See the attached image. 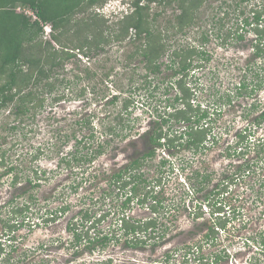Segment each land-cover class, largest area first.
I'll return each instance as SVG.
<instances>
[{
    "label": "rangeland",
    "instance_id": "374dc122",
    "mask_svg": "<svg viewBox=\"0 0 264 264\" xmlns=\"http://www.w3.org/2000/svg\"><path fill=\"white\" fill-rule=\"evenodd\" d=\"M238 1L209 0L200 9L195 26L187 34L176 33L175 28H170L169 35L172 41H167V51L162 58L163 63H169L172 51L179 45L190 44L199 47L201 33H208L209 41L204 51L209 59L199 61L200 68L190 74L187 83L196 91L197 98H194L196 103L205 107L210 105L213 110L219 107L217 105L225 95L233 96L235 86L240 83L242 76L251 77L259 68L264 69L261 68L264 64L263 57L257 62L254 73L244 70L247 64L253 62L252 53L256 36L251 30L254 26H247L245 31L239 29V33L245 34L244 41L233 40L227 47L221 44L223 39L218 37V34L225 35L227 29L235 30L238 24L241 25L240 21L243 20L242 16H239L241 10L249 12L246 15L249 22H252L253 14L250 11L264 6V0H251L247 7L245 4L244 8H236ZM127 3L129 0H109L99 15L117 20L131 12ZM160 10L154 7L152 12ZM162 10L158 25L164 29L169 26L176 10L174 7ZM225 13H228V18L224 21L223 31L220 32L216 22L224 17ZM262 25L264 26V20ZM44 31V40L51 41L52 33L48 35L45 28ZM128 40L121 43L112 42L106 47L105 52L91 53L89 59L85 58L84 61L74 59L69 62V65L64 67L66 70L57 75L59 83L53 94L45 96L44 108L31 110L29 115L17 119L18 121L15 117L9 116V111L0 112V154L6 151L7 163L16 167L18 170L16 174L21 178L20 183L14 185L15 173L0 177V240L6 239L9 235L2 219L15 217L11 209L13 205L9 206L10 201L17 198L24 202L28 199L27 179L34 178L33 171L38 170L37 175L42 180L37 182L39 188L31 190L38 207H41L39 211L41 213L37 217L29 214L25 224L15 233H10L14 249L8 245L6 252L0 256V264H4L3 260L5 264H92L94 261L102 263L109 259H112V264H166L164 259L169 252L175 255L167 264H264V250L256 242L257 239L252 240L258 232L264 230V154L256 161L257 165L252 167V172L242 177L240 174L237 175V172H241L240 166L244 160L239 159L238 152H235L237 148L241 150L237 144V135L247 128V121L241 120L247 111L244 110L245 104L251 107L253 102H259L255 111L257 113L264 111V72L261 70L259 73L263 87L258 91L260 92L258 98L244 100L246 103L239 105L243 99L233 96L232 107H224L218 115L210 110L212 133L218 137L215 145L209 141L204 153L179 152L178 156L171 158V162L165 168L166 174L162 177L158 174V160L148 161L143 167L142 172L147 179L163 180L161 188L164 199L166 198L164 204L170 212L162 222L170 226V234L166 239L174 234L175 237L163 243L164 245H161L163 247H159L158 250H152L151 246H147L143 251L131 250L124 241H120L111 243L104 252L96 254H91L84 247V242L81 245L75 242L74 232L69 231L70 224H76L79 237L85 236L93 221L99 219L105 212H110L107 218L98 223L95 230H91L90 235L93 236L94 231L105 232L118 220L119 207L123 205L126 196L122 192L120 197H117L119 191L110 185L111 180L106 176L107 170L109 172L117 170L127 162L128 155L143 149L144 138L139 135L147 131L149 120L154 119L151 112L154 113V109L157 108L156 110L163 114L165 110L164 88L168 82L156 89L154 85L164 79L165 73L171 72L162 70L164 74L161 78L147 85L145 83L147 72L142 57H137L133 61L127 57L133 51ZM52 43L58 48L56 43ZM195 60L197 63L198 59ZM82 90H85L86 94L78 98ZM58 95L65 98L59 103H54ZM113 95H119V101L108 104L107 101ZM130 98L137 101V109L133 110L134 115L131 118H137L139 121L134 124L130 122L135 127L132 132L139 131V134L132 135V139L137 138L135 145L132 144V139L126 136L128 131L120 133L117 130L118 134L111 140L109 149L101 157L96 158L95 166L90 171L83 172L78 169L75 171L77 174H71L72 171L66 164L61 165V159L75 153L77 147L82 148V154L85 155L88 151L83 149V144L78 146L77 142L84 141L85 137L91 134L100 139V142L103 141L105 135L104 138H100L104 133L103 124L116 117L122 109L123 101ZM89 121L92 125L88 127ZM249 121H253L252 117ZM17 122L21 123L16 130H12L14 125L17 127ZM171 126L179 130L173 121L169 127ZM252 131L255 135L252 134L249 144L254 145L255 139L264 140V125L253 127ZM246 143L245 141L244 146H241L244 152H248L245 158L256 159V151L253 147L249 149L250 146ZM58 162L60 164L57 167ZM197 168H201L199 169L201 172H214V182L219 179L223 181L229 176L222 184L226 190L220 191L222 194L219 197L212 196L213 200H223L222 203L225 205L223 207L226 210L224 219L227 217L228 220L227 228L220 231L215 241L204 238L207 233L205 229L212 218L209 209L200 205L201 201L196 200V195L193 197L189 194L190 188L186 184L188 175L191 176ZM4 171L5 168L0 162V175ZM173 204L177 209L174 210ZM130 205L131 218L144 220L151 216L147 206H140L137 200L132 201ZM62 208L67 209L58 214L54 222H44L43 215L45 218L47 212L60 211ZM85 213H88L89 221L85 219ZM196 213H201L202 218L196 219ZM18 220L22 221V218ZM206 221L207 225L202 226ZM200 245L202 250L198 248ZM224 251L228 257L219 263L215 262V254ZM201 257L203 261H200Z\"/></svg>",
    "mask_w": 264,
    "mask_h": 264
},
{
    "label": "trees",
    "instance_id": "16d2710c",
    "mask_svg": "<svg viewBox=\"0 0 264 264\" xmlns=\"http://www.w3.org/2000/svg\"><path fill=\"white\" fill-rule=\"evenodd\" d=\"M108 1L0 0V112L9 111V116L15 117V120L18 121L17 119L20 120L23 116L29 115L31 110L44 108L45 96L53 94L57 83H59L56 77L61 71L66 70L64 67L66 68L69 62L74 59L84 61L85 58L89 59L91 53L105 52L106 47L110 46L112 42L121 43L129 39V46L133 47V51L127 57L130 61L137 57H142V62L147 72L145 76L147 85L157 82L159 77L161 78L163 74L161 67L165 66L166 72L172 71V74H168V77H164V79L154 85L156 89L158 86L168 82L167 87L164 88L165 91L170 92L171 89L177 86L180 94L173 102H170V99L167 100L168 103L163 114L155 115L157 117V126L152 131L153 133L149 132L147 134L152 150L147 155L135 159L130 165L119 169L109 178L111 180L110 185H113L119 191L117 197H120L122 192L126 196L123 205L119 207L118 220L105 232L99 230L96 233L94 231L93 236L90 235L91 230H95L98 223L107 218L110 212H105L99 219L93 221L90 229L88 228L85 232V236L79 237L77 235L76 224H70L69 227V231L74 232L75 242L80 245L84 242V247L91 254L104 252L111 243L120 241H124L131 250L143 251L147 246H151L152 250H158L159 247H163L161 245L167 242L166 236L170 232V226L167 225L168 223L162 222V220L167 218V213L170 211L167 205L164 204L163 191L155 196L153 191L149 189L156 181H158L157 185L160 187L162 184L161 179L156 181L147 179L142 172L143 166L147 161L155 159V150L160 148L170 150L180 146L179 150L204 153L209 141H212L213 145L218 142V137L212 133V118L209 117L210 110H212L213 114H219L217 108L213 110L210 105L205 107L200 103L197 104L194 99L197 98L196 91L187 83L190 74L200 68L199 61L209 59L204 51V47L209 41L208 33H201L198 40L200 43L199 47L190 44L179 45L172 51L169 63L165 64L162 62V58L167 51V41H172L169 35L170 28H175L176 33L187 34L195 26L200 9L209 0H131V12L117 20L100 16L97 12V9L103 7ZM250 1L239 0L236 2V8H244L245 4L247 7ZM18 7L31 10L37 16V20L28 16L25 12L17 11ZM154 7L161 10L152 12ZM170 7H174L176 12L172 16L169 26L162 29L158 25V19L163 12L162 8L167 9ZM250 12L253 14L252 22H249V18L246 15L249 12L241 10L239 15L243 18L240 21L241 25L239 26L238 24L235 30L227 29V33L223 34V36L218 34V37L221 40L223 39L221 44L227 47L231 45L233 40L244 41L245 34L239 33V29H244L245 31L247 26H254L251 30L256 36L252 55L253 62L247 64L244 69L248 73L253 72L257 67L258 59L264 57V26L262 25L264 6L261 9L251 10ZM227 18L228 13H225V16L216 22L220 32L223 31V24ZM44 25L52 27L51 41L44 40ZM170 25L173 27H170ZM132 29L135 33L130 38ZM52 42L56 43L58 48ZM195 59H198L197 63ZM260 70L259 68L256 73L253 72L254 75L251 77L242 76L243 79L235 86V93L231 94L236 97L240 95L245 97L252 96V92H247L249 88L246 85L254 82V79H257L258 88H262L263 82L259 73ZM89 74L91 73L89 72ZM105 77L107 78L108 75ZM247 79H252V81L249 82ZM161 82L163 83L161 84ZM85 94L86 91L82 90L79 92L78 98L85 96ZM233 96L225 95V102L231 105L230 102L233 101ZM64 98L63 95H58L54 99V103H59ZM119 99V95H114L107 103L115 104ZM179 101H183L184 109H177L176 112L167 110L170 107L176 109ZM253 106H251V110L256 109L255 104ZM135 108L137 109V101L135 99L130 98L123 101L120 113L110 119L108 123L103 124L104 133L100 137L104 138L105 135L103 141L100 142V139L96 138L94 134L85 137L84 141L79 140L77 142L78 146L83 144V149L88 152L84 155L82 154V148L76 146L75 153L73 152L63 157L61 164H66V167L72 171L71 174L76 173L75 171L79 168L83 172L85 170L90 171L93 160L102 156L109 149L111 140L118 134L116 133L117 130L120 133L128 131L129 133L126 136L129 134L130 136L133 135L132 129H135V127L131 123L133 122L134 124L139 121L137 118H131L134 115L133 110H136ZM245 114V116H249L251 113ZM172 121L176 126L182 122H189L192 125L186 128L185 131L179 132L173 129L172 126L169 127ZM19 123L21 122H17V127L14 125L11 129L16 130ZM90 124L92 125L89 121L88 127ZM262 124H264V112L249 126L258 128ZM167 126L168 129H166ZM252 128L247 127L237 135V144L241 150L239 151L237 148L235 152H238L239 155L237 157L239 159L244 160L240 166L241 172L238 171L237 175L240 174L239 176L242 177L252 172V167L257 165L256 161L261 159L262 154H264V140L255 139L257 143L255 142L254 145L249 144L252 134L255 135ZM245 141L250 146L249 149L253 147L256 151V159L248 160L245 158L248 152H244V148L241 147L244 146L243 143ZM5 155L6 151L0 154L1 166L5 168L0 177L15 173L13 184L17 185L21 180L20 176L16 174L18 170L14 165L7 163ZM166 164L167 160L162 161L163 166ZM199 169L201 168H197L191 176L188 175L186 183L189 182L190 185H188L190 187L189 194L196 195L197 201L202 200L203 202L200 205L209 206L213 225L209 227V231L204 238L209 241H215L220 231L227 228L228 220L227 217L224 219L226 210L223 207L225 206L222 203L223 200H213L212 196L219 197L222 194L220 191L226 190L222 184L228 180L229 176L223 181L219 179V181L214 182V172H201ZM37 174L35 172V181L41 180ZM28 182L31 183L32 179L28 178ZM112 193H109V195ZM159 196L160 199H158ZM149 199L155 203L147 205ZM134 200H137L140 206H147L146 208L151 214L148 219L141 220L129 216L130 204ZM11 209L15 215L14 219H2L9 235L6 239L0 240V256L6 252L8 245L12 250L14 249L13 237L10 236V233H15L19 227L23 226L26 220L24 219L25 215L29 210L28 200L14 205ZM66 209L62 208L60 211L47 212V218H44V222H54L58 218V214L60 215ZM84 217L86 220H90L88 213H85ZM19 218L23 219L22 223H17ZM195 218H202V214L196 213ZM202 226H206V224L202 223ZM256 239L258 245L264 250V230L258 232L255 238H252L254 241ZM198 248L202 250V245ZM174 255L175 253L172 252L166 254L164 259L166 264L172 261ZM227 257L226 251L216 253L214 261L219 263ZM199 259L203 261L202 257ZM6 260L9 261V259ZM3 262L5 264V260ZM112 263V259H109V261L105 260L102 263L94 261L92 264Z\"/></svg>",
    "mask_w": 264,
    "mask_h": 264
},
{
    "label": "flooded vegetation",
    "instance_id": "af4514ba",
    "mask_svg": "<svg viewBox=\"0 0 264 264\" xmlns=\"http://www.w3.org/2000/svg\"><path fill=\"white\" fill-rule=\"evenodd\" d=\"M252 55H253V53H252ZM258 61H260V58L258 59ZM160 63V62H159ZM166 64V63H165ZM258 64V63H257ZM262 67L264 68V64L262 65ZM164 68V69H163ZM161 70H165V66H163V67H161ZM263 72H264V69H261ZM169 72H172V71H169ZM195 72V71H194ZM164 74V73H163ZM170 74H172V73H170ZM165 75V77H168V73H165L164 74ZM190 78V77H189ZM242 79H243V77H242ZM247 81H252V79H247ZM249 89H247V92H252V96H250V97H248V96H243V95H240V96H238V97H241L242 99H243V102L241 101V102H239V105H241V103H246L245 101L247 100V101H249V100H252L253 98H254V100L256 99V98H258L259 97V95H260V92H258L259 91V88H258V82H257V79L255 80L254 79V82H252V83H250V84H248V85H246ZM246 87V88H247ZM174 88V87H173ZM160 89V88H159ZM173 91V93H171ZM164 94H165V99L163 100L165 103V109H166V106H167V100L168 99H170V102H173L175 99H176V97H179V94H180V92L178 91V89H177V86H175V88L174 89H171L170 90V92L169 91H165L164 92ZM161 95H163V94H161ZM114 96V95H113ZM112 97V96H111ZM235 97V96H234ZM245 100V101H244ZM180 103V104H179ZM231 103V105H232V103H233V101H231L230 102ZM259 103V102H258ZM258 103H256V102H253L252 103V107H254L253 105L255 104V110H257V108H258ZM231 105H229V104H227L226 102H225V97H223L222 98V101L221 102H219L218 103V108H217V110H218V112H219V114H220V112H222L223 110V108L224 107H226V106H231ZM250 105V104H249ZM184 103H183V101H179L178 102V104H177V106H176V109H172V107H170L169 109L167 108V110H170V111H172V112H176V110L177 109H184ZM232 107V106H231ZM237 107H239V106H237ZM240 108H241V106H240ZM251 107H249V106H246V104H245V108H244V110L245 109H247V111L245 112V113H251L250 115H249V117H247V116H245L246 114H244L243 115V117H242V119L241 120H243L244 119V121L246 122L247 121V125H246V127H250V128H252V126H249V125H251V124H253V122H255L256 121V119H258V117H259V115H262V113L264 112V111H261L260 113H259V111H258V113L255 111V110H251L250 109ZM157 109V108H156ZM156 109H154V113L153 112H151V114H152V116H153V118L154 119H151V120H149V122H148V128H147V131H143L142 133H141V135H139V136H141V138H144V139H142L143 141H144V147H143V149L141 150V151H136V152H134L133 154H131V155H128V158L126 159L127 160V162L125 163V164H123V166H121V167H119L117 170H114V171H111V172H109L107 169H104L103 168V170H107V174H106V176H108L107 178H110L115 172H117L119 169H121V168H123V167H125V166H127V165H130L135 159H137L138 157H141V156H145V155H147V153L148 152H150L151 150H152V146H151V144H150V142H149V138H148V136H147V134L149 133V132H151V133H153L152 131L154 130V128L157 126L156 125V114H162V112H159L158 110H156ZM51 111L55 114V111L53 110V109H51ZM165 111V110H164ZM164 113V112H163ZM252 117V119H253V121H249V119ZM192 125V123H189V122H182V123H180L179 125H177L178 126V131L179 132H183V131H185V129L186 128H188L189 126H191ZM263 125L264 124H262V127H263ZM225 129V128H224ZM181 130V131H180ZM137 131V130H136ZM133 134H139V131L138 132H136V133H133ZM128 137V139H132V135L130 136V134L127 136ZM137 140V138L136 139H132V144L135 142ZM181 141V140H180ZM182 142V141H181ZM177 144V143H176ZM134 145H135V143H134ZM180 149V146L179 147H177V148H174V149H165V148H160V149H157V150H155V159L153 160V161H156V160H158V164H157V168H158V174L162 177V175H164L165 176V174H166V172H165V168L167 167V165L171 162V158H173V157H175V156H178V154H179V152H181V151H185V150H179ZM166 151H167V153H166ZM117 153H119V152H117ZM162 154V155H161ZM101 157V156H100ZM96 160L97 159H95V160H93V163L91 164L92 166H91V169L95 166V163H96ZM164 160H167V164L165 165V166H163L162 165V161H164ZM149 161H151V160H149ZM148 162V161H147ZM62 163V162H61ZM59 162H58V165H57V167L59 166ZM62 165V164H61ZM145 166V165H144ZM143 166V167H144ZM86 167V166H85ZM87 168V167H86ZM172 168V167H171ZM88 169V168H87ZM78 170V169H77ZM79 170H80V168H79ZM142 170H143V168H142ZM89 171V170H88ZM35 172H37L38 174H39V171L37 170V171H33V173L35 174ZM104 173V172H103ZM45 176V175H44ZM35 177L36 176H34V178L33 177H31V179H32V182L30 183V182H28L27 183V185H29V187L26 189V193L27 194H29L28 195V207H29V210L27 211V214L25 215V218L24 217H22V218H24V219H26L27 220V218H28V215L30 214V216H32V217H37V216H39V213H41V212H39L40 210H41V207H38L39 205L37 204V200L35 199V197H34V195L31 193L32 191H34L35 189H37V188H39V182L40 181H42V180H39V181H35ZM159 179V178H158ZM157 180V179H156ZM155 180V181H156ZM161 181H162V183H163V180L161 179ZM38 182V183H37ZM157 183H158V181H156V182H154V184L152 185V186H150L149 187V189H151L152 191H153V194L156 196V194H158L159 192H161V191H163V189L161 188V186H162V184L160 185V187H159V185H157ZM187 184V186L189 185V182H187L186 183ZM190 186V185H189ZM188 186V188H190ZM155 187V188H154ZM32 190V191H31ZM165 192H166V190H165ZM193 196V195H192ZM194 197V196H193ZM200 197V196H199ZM163 198H164V192H163ZM204 199V198H203ZM166 200V198L164 199V201ZM197 200V199H196ZM201 202H203L202 200H200ZM13 202V204L14 205H16V204H21V203H23V201L21 202V201H19V199H17L16 198V200H12V201H10V204H9V206L11 205V203ZM148 202H150V203H147V205H150V204H152V203H155L153 200H150L149 199V201ZM199 202V201H198ZM205 203V202H204ZM12 204V205H13ZM201 204V203H200ZM13 205V206H14ZM205 207H206V209L208 208L209 210H210V208H209V206H207V205H204ZM13 208V207H12ZM173 208H174V210L175 209H177V206L175 205V204H173ZM149 211V210H148ZM31 217V218H32ZM43 220H44V215H43ZM42 218H38V220H41ZM23 220V219H22ZM26 220H25V222H26ZM209 220H211V219H209ZM25 222H24V224H25ZM210 222V224H208V228L207 229H205V231H209V227L210 226H212L213 225V223H212V220L211 221H209ZM17 223H22V221L21 220H18L17 221ZM206 225H207V221H206V223H205ZM170 234V232H168V235ZM206 234V233H205ZM176 235L174 234V236L172 235V237L171 238H169V239H167V240H170V239H172L173 237H175ZM167 238V237H166ZM205 240H207L206 238H205Z\"/></svg>",
    "mask_w": 264,
    "mask_h": 264
},
{
    "label": "built area",
    "instance_id": "2783aa9c",
    "mask_svg": "<svg viewBox=\"0 0 264 264\" xmlns=\"http://www.w3.org/2000/svg\"><path fill=\"white\" fill-rule=\"evenodd\" d=\"M103 9H104V7L98 8L97 12L102 13ZM17 11L25 12L28 16H31L34 18V20H37V16L29 9H22L21 7H18ZM44 26H45L44 27L45 30L47 31V34L50 35V33H52V27L50 25H44ZM134 33H135L134 30H131L130 38L133 37Z\"/></svg>",
    "mask_w": 264,
    "mask_h": 264
},
{
    "label": "clouds",
    "instance_id": "9594fccd",
    "mask_svg": "<svg viewBox=\"0 0 264 264\" xmlns=\"http://www.w3.org/2000/svg\"><path fill=\"white\" fill-rule=\"evenodd\" d=\"M128 4V7H129V9L131 10L132 9V6H131V0H129V3H127ZM133 30V29H132Z\"/></svg>",
    "mask_w": 264,
    "mask_h": 264
}]
</instances>
